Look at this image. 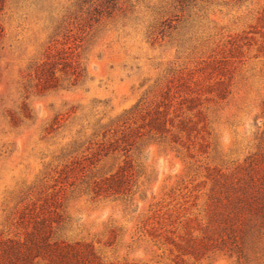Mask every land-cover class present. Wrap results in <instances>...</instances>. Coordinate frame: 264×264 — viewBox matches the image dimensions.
<instances>
[{
	"label": "rangeland",
	"instance_id": "374dc122",
	"mask_svg": "<svg viewBox=\"0 0 264 264\" xmlns=\"http://www.w3.org/2000/svg\"><path fill=\"white\" fill-rule=\"evenodd\" d=\"M103 1H4L0 239L22 236L19 211L53 195L57 240L89 244L106 263L172 264L175 249L151 238L149 227L158 220L180 232L186 220L203 224L216 174L241 176L264 157V0H115L110 15H93ZM174 15L170 28L162 26ZM65 50L74 67L66 74ZM51 59L56 85L41 89L34 70ZM218 61L220 74L211 67ZM218 79L227 92H202L205 130L188 150L145 138L127 152L95 153L115 122L138 124L140 111L167 89L200 92ZM80 157H88L85 180L131 164V194L91 198L83 178L62 173ZM201 261L264 264V233L244 257L214 252Z\"/></svg>",
	"mask_w": 264,
	"mask_h": 264
},
{
	"label": "trees",
	"instance_id": "16d2710c",
	"mask_svg": "<svg viewBox=\"0 0 264 264\" xmlns=\"http://www.w3.org/2000/svg\"><path fill=\"white\" fill-rule=\"evenodd\" d=\"M5 0H0V12ZM180 6L190 0H176ZM115 0H104L93 8V15L103 10L110 15L115 7ZM103 7V8H101ZM101 8V9H100ZM162 26L170 28V22L177 20L170 17ZM0 25V36H1ZM70 49V47L68 48ZM68 50L63 51L62 69L72 63ZM50 58V57H49ZM223 62H214L213 70L222 72ZM41 89L56 85L53 70V59L43 62L34 70ZM74 74V73H73ZM78 77L75 75L74 79ZM189 92L175 96L170 88L153 106L140 111V122H130L121 118L115 122L110 135H103L95 153L99 151H129L138 141L151 138L158 143L176 144L189 149L197 137L205 130L200 110V95L213 93L217 98H224L226 88L221 79L200 92ZM204 148V142L198 143V149ZM88 157L74 158L65 164L62 173L65 177L83 178L84 188L91 198H114L126 200L131 194L134 182L132 165L125 163L114 172L100 177L85 180L82 163ZM80 172L76 176V172ZM238 174V173H237ZM63 188V187H62ZM60 206L58 196H47L39 204L32 203L23 207L18 213V226L23 229L22 236L0 239V264H145V263H106L86 243L65 242L54 238V226L60 222L57 211ZM153 217H158L154 213ZM204 223L191 224V219L184 221L182 230L167 229L158 220L147 232L161 244L168 243L175 249L176 255L172 264H207L202 259L214 252L235 254L244 257V250L252 246L264 233V157L254 163L248 172L238 175L217 173L213 180L212 192L207 205ZM156 225V226H155ZM196 231V234H193Z\"/></svg>",
	"mask_w": 264,
	"mask_h": 264
}]
</instances>
